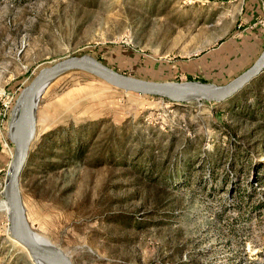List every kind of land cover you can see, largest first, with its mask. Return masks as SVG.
Wrapping results in <instances>:
<instances>
[{
	"label": "rangeland",
	"instance_id": "rangeland-1",
	"mask_svg": "<svg viewBox=\"0 0 264 264\" xmlns=\"http://www.w3.org/2000/svg\"><path fill=\"white\" fill-rule=\"evenodd\" d=\"M225 4L0 0V208L12 108L40 68L90 54L144 79L226 83L257 53L230 74L181 69L242 36ZM248 84L177 103L85 70L60 75L39 98L20 174L28 225L72 264H264V83ZM8 226L0 210V264H37Z\"/></svg>",
	"mask_w": 264,
	"mask_h": 264
},
{
	"label": "water",
	"instance_id": "water-1",
	"mask_svg": "<svg viewBox=\"0 0 264 264\" xmlns=\"http://www.w3.org/2000/svg\"><path fill=\"white\" fill-rule=\"evenodd\" d=\"M264 69V47L253 63L241 73L223 84L200 81L177 82L172 80H151L119 72L90 54L72 55L43 66L22 88L12 108V120L17 123L22 139L8 137L13 143V168L5 178L3 194L8 206L9 232L13 240L27 251L42 259H52L59 264H72L64 254L47 244L33 240L24 231L28 225L23 214L20 192V174L26 162L30 144L35 134V112L39 98L45 88L57 77L71 70H85L125 91L165 97L170 101L183 103L197 98L222 101L232 97ZM9 124V128H10ZM29 226V225H28Z\"/></svg>",
	"mask_w": 264,
	"mask_h": 264
},
{
	"label": "crops",
	"instance_id": "crops-1",
	"mask_svg": "<svg viewBox=\"0 0 264 264\" xmlns=\"http://www.w3.org/2000/svg\"><path fill=\"white\" fill-rule=\"evenodd\" d=\"M212 4H225V13L231 12L239 14L240 22L243 24L241 29L242 36H234L232 34L227 40L217 42L211 50L194 58L193 61H189L186 64H182V72L191 73L193 75H200L205 69H208L209 75H211L210 70L214 68H224L228 69L227 74L233 73L235 70L241 68V65H246L252 60L254 55L257 53L255 58L262 51V45H264V28H249L248 23L253 21L255 17L263 12V4L261 0H206ZM219 3V4H218ZM229 13V15H231ZM228 15V16H229ZM238 24V26H239ZM240 32V31H239ZM236 37V38H235ZM254 58V59H255ZM253 63V62H252ZM252 63L246 65L245 68L249 67ZM229 64V65H228ZM240 65V66H238ZM180 69V70H181ZM240 71V72H242Z\"/></svg>",
	"mask_w": 264,
	"mask_h": 264
},
{
	"label": "bare ground",
	"instance_id": "bare-ground-1",
	"mask_svg": "<svg viewBox=\"0 0 264 264\" xmlns=\"http://www.w3.org/2000/svg\"><path fill=\"white\" fill-rule=\"evenodd\" d=\"M10 133H11L12 138H18L19 140L22 139V133H21V131H20V128L17 126V123H16V121H15V118H14V120H12V122H11V124H10ZM12 168H13V164H12L11 167H10L9 173L11 172ZM9 173H8V175H9ZM3 197H4V199H5L4 194H3ZM5 202H6V200H5ZM4 209H5L6 211H8L7 203H6V205L3 207V209L0 208V210H4ZM24 231H25L26 235H27L28 237H30L31 239L36 240V241H39V242L44 243V244H47V245H49L50 247H53V248L59 250L58 248L54 247V246L51 244V242L48 241L45 237H43L42 235H40V234H38L37 232L33 231V230L30 228V226L26 225L25 223H24ZM59 251H61V250H59ZM64 254H65V253H64ZM66 256H67V255H66ZM33 257H34L35 260L37 261V264H59L58 262H56L55 260H52V259H42V258H39V257H36V256H33ZM67 258H68V257H67ZM68 259H69V258H68Z\"/></svg>",
	"mask_w": 264,
	"mask_h": 264
},
{
	"label": "built area",
	"instance_id": "built-area-1",
	"mask_svg": "<svg viewBox=\"0 0 264 264\" xmlns=\"http://www.w3.org/2000/svg\"><path fill=\"white\" fill-rule=\"evenodd\" d=\"M262 4H263V12L258 15L257 17H255V19L251 22L248 23V27L249 28H264V0H261ZM153 98H157L158 100H162V101H168L167 98L165 97H161V96H155V95H150ZM200 99V98H197Z\"/></svg>",
	"mask_w": 264,
	"mask_h": 264
},
{
	"label": "trees",
	"instance_id": "trees-1",
	"mask_svg": "<svg viewBox=\"0 0 264 264\" xmlns=\"http://www.w3.org/2000/svg\"><path fill=\"white\" fill-rule=\"evenodd\" d=\"M264 83V79L262 78V76L261 75H258V76H256L255 78H253L250 82H249V84L248 85H250V86H253V87H256V86H261V84H263ZM245 87H247V86H245ZM245 87H243L241 90H239L238 91V94H240V93H245ZM247 89V88H246ZM238 94H234L233 96L235 97V95H237L238 96Z\"/></svg>",
	"mask_w": 264,
	"mask_h": 264
}]
</instances>
